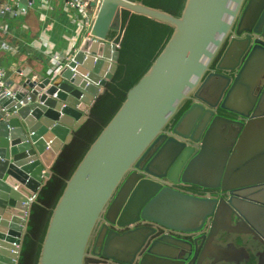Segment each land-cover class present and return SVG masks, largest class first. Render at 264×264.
Here are the masks:
<instances>
[{
	"label": "water",
	"instance_id": "water-1",
	"mask_svg": "<svg viewBox=\"0 0 264 264\" xmlns=\"http://www.w3.org/2000/svg\"><path fill=\"white\" fill-rule=\"evenodd\" d=\"M28 2L20 0L18 8ZM12 12L0 7V18ZM132 14L169 24L173 33L67 180L38 264H206L229 238L219 228L229 209L264 238V192L253 200L239 195L250 201L246 206L225 196L264 187L263 141H252L254 125L264 121V89L253 94L264 70L258 50L264 49V0H186L179 17L135 0H102L88 36L58 74L20 79L14 98L0 89V264H19L33 205L113 79ZM237 26L236 34L251 33L252 43H228ZM226 43L220 72L207 75ZM203 80L206 92L180 120L179 138L161 140ZM154 145L146 167L153 177L127 178ZM162 176L207 192L178 191L155 179ZM140 220L167 234L145 253L141 247L152 230L138 228ZM166 246L182 253L170 254Z\"/></svg>",
	"mask_w": 264,
	"mask_h": 264
},
{
	"label": "trees",
	"instance_id": "trees-1",
	"mask_svg": "<svg viewBox=\"0 0 264 264\" xmlns=\"http://www.w3.org/2000/svg\"><path fill=\"white\" fill-rule=\"evenodd\" d=\"M180 16L186 0H135ZM169 24L132 14L120 46L119 66L106 91L94 104L89 119L74 133L53 166V176L33 205L19 264H38L48 224L67 180L126 99L128 90L150 68L173 33Z\"/></svg>",
	"mask_w": 264,
	"mask_h": 264
},
{
	"label": "crops",
	"instance_id": "crops-1",
	"mask_svg": "<svg viewBox=\"0 0 264 264\" xmlns=\"http://www.w3.org/2000/svg\"><path fill=\"white\" fill-rule=\"evenodd\" d=\"M19 1L0 0V7L13 11L9 17L0 18V65L5 70L7 87L13 91L20 79L48 73L52 53L71 54L79 40L89 34L86 28L79 31V14L68 6L67 0H29L32 3L25 12L18 8ZM89 8L97 14L95 5ZM253 131L258 136L252 141L261 138L264 148V121L254 125ZM255 148L261 151V147ZM252 149L248 145V153Z\"/></svg>",
	"mask_w": 264,
	"mask_h": 264
},
{
	"label": "flooded vegetation",
	"instance_id": "flooded-vegetation-1",
	"mask_svg": "<svg viewBox=\"0 0 264 264\" xmlns=\"http://www.w3.org/2000/svg\"><path fill=\"white\" fill-rule=\"evenodd\" d=\"M238 26L234 29V32L230 35V38L228 39V43L233 40V39H238V40H251V43L254 39V37H251V33L249 32H242L241 34H236ZM245 42L246 45H248L247 41ZM226 43L220 52L218 53L217 57L215 58L214 62L211 64L209 71L207 72V75L213 73V72H220L217 69V65L222 59L226 48L227 44ZM261 50L260 52L261 56L264 57V49H258ZM244 56V55H243ZM258 71V70H257ZM260 80L259 84H257L254 87L253 94L255 95L258 93L262 88L264 89V70L260 69ZM228 74V73H227ZM206 75V76H207ZM238 75V74H237ZM239 76V75H238ZM236 77V75H232V78ZM205 80V79H204ZM196 88V90L193 92V94L190 96V98L186 101V103L182 106L180 111L174 116V118L166 125L164 130L161 133V140L165 139H173L174 138H179V136L176 134V132L181 129V125H179L180 120L182 119L183 115L187 110H189L191 107L196 105L197 103L200 102L199 96L206 92L205 87L203 86V82ZM220 113L228 116V117H233L235 116L233 113H230L228 111H223L220 110ZM186 130V129H184ZM234 140L233 133L230 134V137L226 138V141L231 143ZM156 147L157 145H154L151 150L143 157V159L140 161L139 165L134 167V170H132L127 178L133 179V177L138 178L136 175H141L142 177L146 179H150L153 177L149 172L146 171L147 165L150 163L152 157L156 153ZM162 175L165 174V172H160ZM156 180H160V182H163L165 184H170L171 187L174 189L181 191V192H187V193H193L196 195H203L207 190L193 184H188V183H183L181 181H175L172 182L167 179V177L162 176L160 179L155 178ZM140 180V179H138ZM261 185V184H260ZM247 190H234V195L228 194L225 196L233 197V200L235 202L243 203L240 204L241 206H246L250 205L249 202H245L248 200H253L256 198H259L262 196V192H264V187L259 186V185H254L252 187H246ZM237 195V196H236ZM240 196L246 197L248 200L241 199ZM260 207V206H259ZM262 208V207H260ZM224 219L223 222H221L219 225H221L219 228L223 232L222 234H225L229 236L228 239L223 240V247L217 249L218 252L215 253V258L212 260H209L206 262V264H264V238L260 237L257 233L253 231V229L244 221L243 217L236 212L234 209H229V210H224ZM137 227H146L152 230V233L148 236L146 239L145 243L141 247V250L143 253L146 252L147 246H149L151 243L156 242L157 239H159L162 236L167 235L166 230L153 223V222H145L143 220H140L136 223ZM123 231H128V227L122 228ZM234 231H242L244 233L241 234H233L232 232ZM172 241V239H170ZM158 243H154V246H156ZM153 246V247H154ZM167 252L173 253L177 250L173 249L174 247H165ZM212 252V251H211ZM182 252L177 253L178 255L181 254ZM90 263V261L88 260ZM92 262V261H91Z\"/></svg>",
	"mask_w": 264,
	"mask_h": 264
},
{
	"label": "built area",
	"instance_id": "built-area-1",
	"mask_svg": "<svg viewBox=\"0 0 264 264\" xmlns=\"http://www.w3.org/2000/svg\"><path fill=\"white\" fill-rule=\"evenodd\" d=\"M90 1L91 0H67L68 6L74 9L75 11H77L79 14V17L76 21L79 31L83 28H86L87 31H90L93 26L96 13H92L90 11V8H89ZM93 1L97 2L96 4L97 8L99 4L102 2V0H93ZM29 3H32V2H28L27 6L20 8V11L25 12L29 7ZM4 9L8 10L7 7H4ZM118 46L120 47L119 44ZM70 56L71 54L67 56H62L58 52L52 53L51 54V67L49 69V73L51 74L53 73L54 76L58 74V72L62 68V63L65 62L66 60H70ZM0 89H3L7 96H10L13 98L15 97V92L13 91V89L7 87V83L5 80V70L1 65H0Z\"/></svg>",
	"mask_w": 264,
	"mask_h": 264
}]
</instances>
